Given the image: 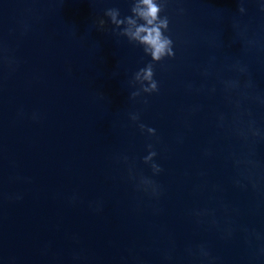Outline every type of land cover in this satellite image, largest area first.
I'll list each match as a JSON object with an SVG mask.
<instances>
[{"label": "water", "instance_id": "water-1", "mask_svg": "<svg viewBox=\"0 0 264 264\" xmlns=\"http://www.w3.org/2000/svg\"><path fill=\"white\" fill-rule=\"evenodd\" d=\"M133 3L0 0V264H264V0H164L160 62Z\"/></svg>", "mask_w": 264, "mask_h": 264}, {"label": "clouds", "instance_id": "clouds-1", "mask_svg": "<svg viewBox=\"0 0 264 264\" xmlns=\"http://www.w3.org/2000/svg\"><path fill=\"white\" fill-rule=\"evenodd\" d=\"M165 10L164 0H134L131 7V16L123 19L120 18V11L117 8L108 9L105 13L111 20V23L122 31L120 35L128 37L130 42H136L143 46L144 52L151 56L152 61L160 62L166 57H175L173 50V40L165 35L169 29V18L161 17V12ZM240 12H244L243 6L240 7ZM105 20H99L101 29L105 26ZM154 64L149 63L146 67L141 68L135 74V81L141 85V90L145 93H153L159 91L158 82L154 79ZM141 94L140 91L133 92L132 98ZM132 120L139 119L138 115H132ZM141 130L147 129V132L155 135L154 128H148L144 124H140ZM151 145L149 148L151 149ZM157 155L155 151H150L149 155L144 158L145 163H151L155 173L161 172L163 169L156 163H153L154 157ZM145 184H152V181L145 180Z\"/></svg>", "mask_w": 264, "mask_h": 264}]
</instances>
